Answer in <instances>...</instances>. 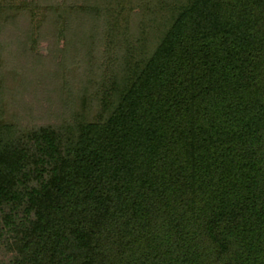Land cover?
Segmentation results:
<instances>
[{
    "label": "trees",
    "instance_id": "obj_1",
    "mask_svg": "<svg viewBox=\"0 0 264 264\" xmlns=\"http://www.w3.org/2000/svg\"><path fill=\"white\" fill-rule=\"evenodd\" d=\"M35 30L87 70L0 90V264H264V0H0V53Z\"/></svg>",
    "mask_w": 264,
    "mask_h": 264
},
{
    "label": "rangeland",
    "instance_id": "obj_2",
    "mask_svg": "<svg viewBox=\"0 0 264 264\" xmlns=\"http://www.w3.org/2000/svg\"><path fill=\"white\" fill-rule=\"evenodd\" d=\"M15 24L19 25L17 23ZM14 27L15 26L11 27V25L7 26L8 30H14ZM69 39L70 37L68 36V40ZM9 40L10 43H12L10 45L7 44ZM18 40H20L19 37L13 38L11 35L7 36L3 39V47L5 50L3 49V52L0 53V84H2L0 90L3 88L5 95L1 94V98L6 99L8 96H11L15 97L19 102L13 104L14 112H12V118L14 119L18 116L23 117L29 111H31L30 115L38 120H42L44 117H50L51 113L53 115L58 114L59 111H64L65 113V107H67V105L65 104L59 107L58 90L55 89L56 87L54 84H50L48 79H46V82L40 80L38 74L40 71L42 72V69L44 71L54 69L58 72L61 67H71L73 64L75 66L78 65V69L81 73L85 72V45H82V43L76 45L68 44L61 37H59L57 43H55L51 31L45 32L43 30H35V45L26 44L34 47L35 50L28 51L27 53L31 55V58H28V55L25 59L23 57L24 55H18V58L15 51H12V48L16 45V41ZM72 46L75 47L71 48ZM75 49L78 53L73 51ZM54 55H56L55 58L53 57ZM35 57H37V59ZM27 70L31 72L28 76L26 75V73H29ZM81 75L78 77V82L80 83L84 81ZM70 81L72 82V80ZM70 81L67 82L68 86H70ZM55 85L59 84L57 83ZM47 88H50L49 91ZM28 96L31 98V103L27 100ZM19 97H21V99H18Z\"/></svg>",
    "mask_w": 264,
    "mask_h": 264
}]
</instances>
